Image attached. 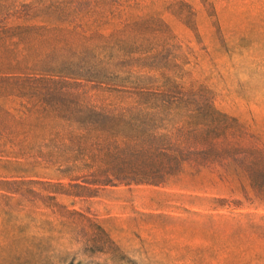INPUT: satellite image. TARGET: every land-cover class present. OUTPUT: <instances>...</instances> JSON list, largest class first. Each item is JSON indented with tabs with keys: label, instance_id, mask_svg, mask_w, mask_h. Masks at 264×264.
I'll list each match as a JSON object with an SVG mask.
<instances>
[{
	"label": "rangeland",
	"instance_id": "obj_1",
	"mask_svg": "<svg viewBox=\"0 0 264 264\" xmlns=\"http://www.w3.org/2000/svg\"><path fill=\"white\" fill-rule=\"evenodd\" d=\"M8 12L57 69L37 96H0V264H264V0H0ZM65 117L107 170L91 194L41 183L68 158ZM122 139L151 146L157 183L116 177Z\"/></svg>",
	"mask_w": 264,
	"mask_h": 264
},
{
	"label": "trees",
	"instance_id": "obj_2",
	"mask_svg": "<svg viewBox=\"0 0 264 264\" xmlns=\"http://www.w3.org/2000/svg\"><path fill=\"white\" fill-rule=\"evenodd\" d=\"M16 14L17 12H8L0 19V96L12 94L13 89H18L17 86L26 89V94L37 96L38 86L32 83L55 74L56 59L53 57V52L50 55L37 52L36 42L26 44L22 32L17 31V27H12L9 23ZM41 29L43 27L37 28L39 37H43ZM48 31L54 39L51 28H48ZM65 128L62 137H65V155L68 158L65 159V164L62 162L57 165L53 163L43 166L42 175H48L50 179L41 183L59 187L64 194L74 196L91 194L110 182L107 170L89 158V151L81 138L80 128L72 118L65 117ZM57 134L60 135V132ZM121 142L123 147L113 143L111 149L113 161L111 169L116 177L122 182L129 183L135 181L138 174H143L149 176L150 182L157 183L158 181L154 178L157 170H154L153 158L146 155L151 146L135 140L122 139ZM161 155L163 158L167 157L164 151ZM64 179L68 181L64 182Z\"/></svg>",
	"mask_w": 264,
	"mask_h": 264
}]
</instances>
